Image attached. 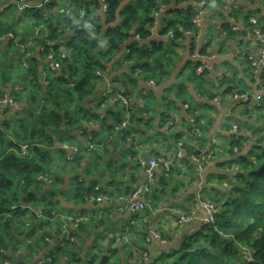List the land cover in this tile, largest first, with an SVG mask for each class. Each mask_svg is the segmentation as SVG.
I'll list each match as a JSON object with an SVG mask.
<instances>
[{"label": "trees", "instance_id": "trees-1", "mask_svg": "<svg viewBox=\"0 0 264 264\" xmlns=\"http://www.w3.org/2000/svg\"><path fill=\"white\" fill-rule=\"evenodd\" d=\"M26 1L44 6L30 11H8L10 8H7L0 15V54L5 56L0 57V100L7 95L16 103L24 104L20 111H14L15 105L0 104L3 116L0 120V264H9L12 256L21 254L27 264H94V256L89 261L80 257L74 245L75 236L88 225L85 220L97 219L95 213L101 210L97 206L100 203L98 195L116 192L117 184L126 176L134 160L141 165L139 159L143 157L138 153L137 134H144L147 126H158V133L166 139L168 135L163 132L174 124L173 113L169 111L178 112L182 107L190 124L188 129L196 138L201 135L200 116L189 113V104L179 105L177 102L182 96L175 92L176 89L172 90L177 87L181 91L186 88L184 83L168 87L167 97H161V102L151 90L175 70L177 64L173 65L170 55H177L173 48L178 46V41L189 38L186 32H196V14L189 0H70L68 13L60 12L64 6L61 0ZM28 16L35 22H43L44 33H48L47 37L43 35L38 39L41 49L33 47V55L25 59L24 66L22 46L9 34L19 38L22 34L30 36V31H20L21 21ZM160 17V39H154L152 33ZM79 25L84 30L76 33ZM191 39L188 45L192 51L194 42ZM50 53L60 63L58 70L48 66ZM109 65L110 69H121V72L112 74ZM13 67H21L16 76L21 73L8 86L5 74ZM196 71L197 67L188 74L192 82L201 78L202 74ZM140 81L145 82V86L137 88ZM121 97L130 100V112L127 127L116 130L126 118ZM101 100L121 104L124 109L113 125L108 126L96 113L103 103ZM252 111L251 123L244 122V128H232L231 159L225 173L219 177L224 182L220 188L213 189L214 199L205 200L214 206L213 220L184 236L177 248L155 258L149 257L144 249L141 259L143 252L148 259H142V264H264V101L255 103ZM94 121L106 125L111 133L101 144L102 152L109 151L111 146L120 147L119 144L124 149L126 156L120 157L118 163L111 159L107 160V167L101 163L102 153L96 151L98 144L91 140L95 133L87 126ZM135 122L143 127L132 128ZM78 136L89 142L76 144ZM180 136L175 135L176 138ZM66 143L77 145L81 153L78 151L69 158L68 151L63 148ZM183 144L179 140L175 142L173 156L180 148L185 152L182 159L204 154ZM22 145H27L26 153H22ZM88 153L91 154L86 155ZM209 158L211 153L205 161ZM68 164L74 165L79 172L69 183L73 198L94 206L90 218L81 213L71 224L53 221L58 209L57 202L52 199L57 193L56 184L65 182L63 172ZM100 164L101 169H109L112 175L104 182L98 180ZM162 169L167 176L170 167ZM144 173L146 176L145 169ZM163 175L157 182L156 177L143 195L144 201H150L145 207L147 210L150 203L153 205L158 188L167 186L168 178ZM144 181L135 184L124 196ZM102 216L103 213L96 221L98 224H104ZM242 247L246 248V255ZM109 252L101 256L98 264H109Z\"/></svg>", "mask_w": 264, "mask_h": 264}, {"label": "crops", "instance_id": "crops-1", "mask_svg": "<svg viewBox=\"0 0 264 264\" xmlns=\"http://www.w3.org/2000/svg\"><path fill=\"white\" fill-rule=\"evenodd\" d=\"M8 1L0 0V9H2L0 15L8 10ZM29 3L32 4L31 2ZM9 8L8 11L16 10L12 7ZM17 14L21 15V12L18 11ZM201 14L202 16L195 32L194 49L192 51L189 50L188 43H190V37L193 36H188L189 38L182 41L177 51L178 61L175 70L168 74L163 82L151 87L152 92L155 93L157 98H160L157 100L161 102V97H167L168 90L166 89L168 87L175 86V83H184L186 88L181 91H178L177 87H172L173 92L176 89L175 92H179L182 96L181 100H178V98L174 99L178 100L177 103L179 105H183V102L189 104V113H195L200 116V119L203 120L201 135L196 138L191 129H188L190 124L186 117V110L181 106V110L178 112L172 109L169 111L173 113L174 124L170 125L167 131H162L163 134L166 133L168 135L166 139L163 138L162 134L158 133V130H160L158 126H147L144 134H137L136 142L140 144L138 149L140 150L138 152L139 156H142L145 160L157 158L168 161L170 167L169 175H163V166L161 164L156 169V182L163 175L168 178L167 186L158 188L159 192H157V197L154 199L153 207L145 213H143L144 211H126L122 197L135 184L146 179L144 168L134 160L133 165L126 170V176L121 180L120 184H117L118 189L116 192H111L109 188L112 193H108L111 195L110 202L97 204L101 208L100 211L95 213L97 214V219H94V221L93 219L85 220L88 225H85L86 228L77 232L75 236L74 245L76 249L78 248L77 252L81 258H86L87 261L92 256H95L94 264H98L101 256L108 255L109 248H111L115 249V251L112 258L110 257L109 264H120L121 260L123 264H142L141 252L144 249H147L149 257L155 258L164 251L177 248L184 236L196 232L202 225L201 219L207 214L204 208L197 209L196 214L179 227H172L173 217L178 212L190 211L201 201L210 202V199H214L215 192L213 189L221 187L224 180H220L219 177L221 173H225V169L228 168V161L231 159L229 145L233 135L232 125L237 124V127H243L244 122H252L250 116L254 113L252 106L255 103H238L232 99L231 93L236 89L245 92L257 90L256 82H258L260 72L252 70L248 66L246 52L249 47L243 41L246 39L245 35L250 29L247 22L249 16H256L261 23L264 22V0H212ZM160 26L161 17L156 20V31L153 30L152 33L154 39H160L158 34ZM233 26L236 29H232ZM25 40L27 41L24 38ZM5 43L6 41L2 44L4 45ZM11 50L12 48L9 49L10 54L13 51ZM110 67L111 65H109V69ZM195 67L200 69L202 75L200 80L192 82L190 81L192 79L188 78V74ZM110 71L112 74H119L121 69L118 71L110 69ZM202 82H205V84H202ZM143 83L145 82L140 81L137 88L144 87L145 84ZM101 101L105 104L102 103L96 109V113L108 126L113 125L118 113L122 114V111L124 113V109L120 106L121 104L117 105L110 100ZM23 106V103L21 106H14V111L22 110ZM2 118L3 116L0 115V120ZM94 122H90L87 125L89 130L92 129L95 133V136L91 133V140L98 144L95 149L99 154L102 153L103 159L101 163H105L107 167L108 159L117 162L120 157L126 156V153L122 146H111L109 151L105 152L106 154L104 151L102 152L101 144L110 138L111 133L108 132L106 125ZM136 126L143 127V125H138L137 122L132 124V128ZM177 134H181V136L176 138L175 135ZM78 137L76 144L85 145L87 139L82 136ZM177 140L181 142V145L184 143L183 146L193 149L194 152L206 153L209 151L211 158L200 164L193 162L190 157L188 159L179 158L174 160L173 153ZM73 167L74 165L68 164L67 169L70 168L73 171L67 172L66 169L63 172L65 182L56 184L57 193L52 201L57 202L56 208L58 210L53 221L58 223L68 222L71 224V220L79 217V214L85 213L89 216L85 214L81 216L90 218L89 213H93L94 206L88 203L76 202L72 196L69 183L73 181L75 174L79 173ZM100 167L101 164L97 168V171H100L99 181L104 182V180L106 181L112 177L109 169H101ZM60 172L59 175L61 174ZM149 202L147 201L148 204ZM100 212L103 213L104 224L96 222L101 217ZM167 215L170 218V225L167 223L162 224V218ZM152 230L159 231L165 241L152 240L146 242L145 237ZM119 237L121 243H118ZM21 255L14 257L18 258ZM79 264H83V262Z\"/></svg>", "mask_w": 264, "mask_h": 264}, {"label": "built area", "instance_id": "built-area-1", "mask_svg": "<svg viewBox=\"0 0 264 264\" xmlns=\"http://www.w3.org/2000/svg\"><path fill=\"white\" fill-rule=\"evenodd\" d=\"M47 0H45L46 2ZM103 1V0H102ZM189 5L192 6V8L196 11H199V14L202 13L204 7L206 6V0H200L199 3H196L194 0H190ZM6 6V5H5ZM4 6V7H5ZM7 6L18 9L20 11L27 10L29 8H34L33 4H30L26 0H9L7 3ZM38 7L41 6L37 5ZM105 5L103 4V10L105 9ZM2 9H0V12ZM196 22V20H194ZM247 22L250 26L249 32L245 35L246 39L243 41L246 44H248V51L246 52V60L249 64V67L252 70L259 71V78L258 82H256L257 90L254 92H243L239 91L240 94H234V98L236 101L241 102H255L257 104H260L264 101V22L261 23L256 16H249L247 19ZM232 29H236L235 26L232 27ZM9 37L13 39V35L9 34ZM136 39H138V35L134 36ZM251 45V46H250ZM22 48H24V43L22 44ZM62 56H64L62 54ZM47 60H49L48 66L51 68V70H58L60 67L59 61L56 60L54 55L52 53L47 55ZM198 74L200 73V69L197 68L196 71ZM111 90V89H110ZM107 93V91H106ZM10 96H4L0 100V104L3 106H6L7 103L11 106H13V102L9 98ZM122 104L125 106L126 109V118L121 122L120 125L116 126V130L124 129L128 125V117H129V102L126 98L121 97ZM235 130L236 128L233 127ZM199 132V131H197ZM27 145H22V153H26ZM181 147V146H180ZM63 148L68 151L69 158H73V156L79 151L78 147L76 145H70L68 143L63 145ZM184 150L180 148L178 151V155L176 154L177 158H180L182 155H184ZM210 155L207 153L202 154L201 157H192V160L199 164L207 159V157ZM141 165L144 167L146 172V180L141 183L135 190H133L130 194L125 195L122 197V201L124 203V208L128 209L129 211H141L146 207V202L143 200V195L145 192L149 191V186L156 177V169L159 168L160 164L165 167V169H168V162L164 160H159L155 158L147 159L144 158L139 159ZM97 200L101 201L102 197H98ZM198 206H201V208H204L207 212L206 216L201 219L202 224L210 223L213 220V213L215 211L214 206L208 202L201 201L199 205L194 206V212H179L176 214V219H173L174 225L184 224L190 220L192 216L196 214V211L198 209ZM152 240L156 241H163L164 238L161 235V233L157 230H152L150 232V235L145 237L146 242H150ZM142 259L145 261L148 259V255L146 252L142 253Z\"/></svg>", "mask_w": 264, "mask_h": 264}, {"label": "rangeland", "instance_id": "rangeland-1", "mask_svg": "<svg viewBox=\"0 0 264 264\" xmlns=\"http://www.w3.org/2000/svg\"><path fill=\"white\" fill-rule=\"evenodd\" d=\"M61 1H63V3H64V6H63V8L60 10V12H65V13H68L69 12V9H68V6H69V3H70V0H61ZM100 2H103L102 0H99ZM190 1V0H189ZM196 3H199L200 2V0H194ZM212 0H206V6L211 2ZM59 2V1H58ZM44 3V2H43ZM44 6V4L43 5H41V8ZM66 6H67V8H66ZM206 6L204 7V9L206 8ZM37 7V5H34V8H36ZM30 9H32V8H29L28 10L30 11ZM65 9V10H64ZM192 10L195 12V18H194V20H196V22L197 23H199V21H200V18H201V16H202V14H199V11H196V10H194L193 8H192ZM43 25H45L43 22L42 23H40V22H35V20L32 18V17H27L26 19H23L22 21H21V33H23V32H25V33H29V31H30V36H26V35H28V34H22V37L21 38H25V39H27V41L25 40L23 43H24V49L23 48H20V50H21V52L23 53V56H22V64L25 66V59L31 54V55H33V50H32V48L33 47H36L37 49H41V47H40V45H39V42H37L38 41V39L39 38H41L43 35H44V37H47V33L48 32H45L44 33V31H45V27L43 26ZM10 34H12L13 35V40L14 41H16L17 39L19 40L20 38L18 37V36H15L13 33H10ZM19 34V33H18ZM186 35H188L189 37L190 36H193L192 37V39L191 40H193V42H194V38H195V36H196V34L195 33H193V32H190V31H188V32H186ZM162 37V36H161ZM165 37V36H164ZM182 39L180 40V41H178L177 42V44L176 45H178V46H181V44H182ZM17 44H18V42H17ZM19 45V44H18ZM19 46H22V45H19ZM178 46H176V47H174L173 48V50L175 51V52H177L178 51ZM1 47H3L2 45H1ZM27 48V49H26ZM13 50H15V48H14V46H13ZM30 50H32V52H30ZM12 51V50H11ZM169 54V53H168ZM175 54V53H174ZM11 55V54H10ZM177 55H178V53H177ZM177 55H173V54H171L170 55V57H173V65L175 66L176 64H177V61H178V58H177ZM0 57L1 58H4L5 56H3L2 54H0ZM0 60H2V59H0ZM248 63V62H247ZM248 66H249V64H248ZM14 67L13 68H10L9 70H8V72H7V74H5V76H6V78H7V85L9 86V85H11L15 80H16V78H17V76L21 73H19L17 76H16V74L21 70V67H17L16 69H14ZM166 79V78H165ZM165 79H163L161 82H163ZM200 82V81H199ZM202 84H205V82H202ZM111 89V88H110ZM243 92H245V91H243ZM104 93V92H103ZM102 93V94H103ZM234 94H240L239 93V90H235L234 92H232L231 93V97H232V99H234V101H236L235 100V98H234ZM10 98V100L13 102V105H15V107H17V106H21L22 105V103L21 104H19V103H16L15 101H14V99H13V97H9ZM128 100V99H127ZM130 100H128V102H129ZM238 103H250V102H241V101H237ZM18 104V105H17ZM103 104H105V103H103ZM203 120L202 119H200V124L202 125V122ZM233 127H235L236 129L238 128L237 127V124H235V125H232V128ZM119 146H121V144H119ZM174 152H176V149H175V151ZM81 152H80V150H79V154H80ZM177 155H178V152L176 153ZM176 154H174V158H177L176 157ZM164 161H166V160H164ZM84 162H88V160H85ZM168 162V161H167ZM69 171H73V170H71L70 168H68L67 169V172H69ZM156 172V171H155ZM156 177H157V174H156ZM155 177V178H156ZM98 196H100V197H102V200L100 201V203L101 204H103V203H109L110 202V200H111V195L110 194H106V195H104V194H100V195H98ZM109 201V202H108ZM113 201H115V200H113ZM123 202V201H122ZM146 202V201H145ZM146 204H147V202H146ZM123 205H124V203H123ZM199 205V204H198ZM149 208H151V207H153V205H152V203H150V205L148 206ZM199 208H201V206H198V209ZM126 211H128L129 212V210L128 209H126ZM144 211V212H143ZM147 211V209H142L140 212H143V213H145ZM206 211V210H205ZM177 214V213H176ZM173 217V216H172ZM170 218H169V216L167 215L166 217H163L162 218V224H169L170 225ZM174 222V221H173ZM160 223H161V221H160ZM52 225V224H51ZM54 225V224H53ZM173 226L172 227H174V226H177V225H174V224H172ZM179 225H182V224H179ZM162 227V226H161ZM40 233V232H39ZM38 233V234H39ZM162 235V234H161ZM163 236V235H162ZM164 238V237H163ZM46 239L48 240V241H51V238H49V237H46ZM163 241H165V239L163 240ZM118 243H121V239H120V237H119V241H118ZM242 249H243V254L244 255H246L247 254V250H246V248L244 247H242ZM110 250H112V252L113 251H115V249H111V248H109V251ZM112 252H109L110 253V257L112 258V255L114 254V252L112 253ZM95 257V256H94ZM64 264H65V262H64Z\"/></svg>", "mask_w": 264, "mask_h": 264}, {"label": "water", "instance_id": "water-1", "mask_svg": "<svg viewBox=\"0 0 264 264\" xmlns=\"http://www.w3.org/2000/svg\"><path fill=\"white\" fill-rule=\"evenodd\" d=\"M81 30H84L81 25L78 26V29L75 30L76 33L80 32ZM87 32V31H86ZM24 41V38L19 39L18 44L22 45V42ZM57 237H55V240ZM9 264H27V261L23 258V255H21L18 258H15L12 256L11 262Z\"/></svg>", "mask_w": 264, "mask_h": 264}, {"label": "bare ground", "instance_id": "bare-ground-1", "mask_svg": "<svg viewBox=\"0 0 264 264\" xmlns=\"http://www.w3.org/2000/svg\"><path fill=\"white\" fill-rule=\"evenodd\" d=\"M9 8V7H8ZM66 8H67V6H66ZM65 10V9H64ZM1 13H2V11H1ZM170 33V32H169ZM24 49V48H23ZM27 49V48H26ZM204 75V74H203ZM154 80V79H153ZM113 81V80H112ZM234 92V91H233ZM127 93V92H126ZM142 101V100H141ZM189 110V109H188ZM123 113V112H122ZM195 118V117H194ZM222 123V122H221ZM127 141H129V140H127ZM140 151V150H139ZM142 152V151H141ZM141 155H142V153H141ZM167 161V160H166ZM169 175V174H168ZM133 190V189H132ZM175 213V212H174ZM179 213V212H178ZM131 215V214H130ZM139 216V215H138ZM138 223V222H137ZM133 224V223H132ZM138 225V224H137ZM63 240V239H62ZM64 242H66V241H64Z\"/></svg>", "mask_w": 264, "mask_h": 264}]
</instances>
